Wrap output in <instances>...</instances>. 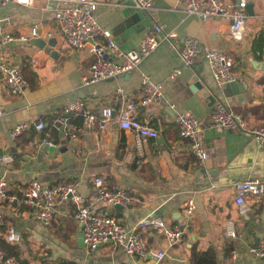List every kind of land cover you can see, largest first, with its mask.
Returning <instances> with one entry per match:
<instances>
[{
    "label": "crops",
    "instance_id": "1",
    "mask_svg": "<svg viewBox=\"0 0 264 264\" xmlns=\"http://www.w3.org/2000/svg\"><path fill=\"white\" fill-rule=\"evenodd\" d=\"M94 1L100 25L111 32L119 47L124 51L139 49L141 39L152 32L151 17L126 0ZM55 2L40 0L30 7L17 3L0 7V58L19 66L28 84L21 95L12 96L0 75V156L14 157L10 166H0V178H7L11 194H19L35 180L42 185L74 181L79 184L83 204L93 192L95 178L126 188L134 198L130 207L112 209L100 203L98 212L108 210L121 218L128 230L136 228L153 255L146 260L130 257L123 247L114 245L87 251L73 202L59 205L50 226L43 225L25 207H0L5 223L0 227V243L13 249L19 264H192L193 252L209 248L219 253V259L239 248L243 256L238 264H263L248 248L264 236V195L246 197L249 217L244 218L235 202L233 185L244 178L264 180V143L248 133L214 127L211 113L217 103H223L240 114L247 126L264 123V46L257 44L264 38V0H252L254 15L248 19L240 41L230 36V20L214 18L202 22L187 15L177 0H155L156 20L178 36L173 43L163 42L143 62L142 69L162 85L171 104L201 121L202 144L209 155L204 165L199 164L189 143L179 136L174 112L161 104H143L138 73L89 86L83 84L96 57L90 52L91 45L76 50L67 44L54 17ZM33 29L37 30L35 37ZM5 34L17 42L1 45ZM185 38H196L203 46L224 51L236 60L234 75L235 81L241 83L237 88L239 95L230 91L226 96V87L214 80L204 60L191 67L183 64L179 44ZM33 39H56V57L31 46ZM95 42L105 43L101 37ZM195 77L215 95L212 108L208 99L192 90ZM118 88H123L125 94L117 95ZM76 100L94 115L111 107L114 120L108 130H88L75 114L70 117L65 137H61V132L57 137L51 127L53 120L65 105ZM127 100L137 105L139 120L159 132L157 139H142V155L133 135L118 125L119 113ZM40 122L46 125L42 131L35 128ZM26 123L29 129L11 141V130ZM190 200L196 204L192 214L186 211ZM151 215L162 218L170 229L185 226L182 242L169 247L163 230L139 225ZM231 222L243 241L229 236L227 225ZM10 227L20 233L19 242L7 241ZM159 251L166 253L164 259L155 255Z\"/></svg>",
    "mask_w": 264,
    "mask_h": 264
},
{
    "label": "built area",
    "instance_id": "2",
    "mask_svg": "<svg viewBox=\"0 0 264 264\" xmlns=\"http://www.w3.org/2000/svg\"><path fill=\"white\" fill-rule=\"evenodd\" d=\"M40 0H0V7L10 3L22 6H33ZM49 1V0H47ZM54 17L62 35L65 36L67 44L76 50H81L91 45L90 52L96 60L90 67V76L83 79L85 86L99 82L123 77L127 74L138 73L140 76L141 89L144 94L143 104H161L174 112V123L178 128L179 136L190 145L191 153L196 157L200 165H204L209 155L203 147V127L201 121L189 111H181L171 104L163 91L161 84L156 83L142 69L143 62L149 58L159 46L165 42H172L177 38L174 31H166V25L156 20L157 9L155 0H126L137 10L146 13L152 19V32L144 36L137 50L124 51L114 40L111 32L103 28L97 17V3L94 0H55ZM178 4L184 6L189 16H195L202 22L221 18L230 20L229 33L233 40L243 39L247 21L250 18L248 6L252 0H236L234 4H228L224 0H177ZM37 35V30H32V36ZM101 37L104 44L95 42ZM26 40V39H24ZM17 42L11 35L5 34L1 38V45H9ZM180 58L185 66H194L198 61L204 60L209 66L214 80L221 86L235 82L234 67L236 60L224 51L211 50L203 46L196 38H185L180 44ZM116 59L118 62L116 61ZM36 62V60H34ZM179 73V71H176ZM0 75L12 96H19L27 88V81L19 66H14L0 58ZM117 95H124L123 88L116 90ZM137 105L127 100L118 116L119 127L133 135L134 143L142 155V139H157V129L139 120L136 115ZM1 114V113H0ZM79 115L84 127L88 130L107 131L108 126L114 120V110L105 107L100 115H94L84 108L79 100L65 105L52 122V129L65 131L70 117ZM212 125L224 130H232L239 133H248L261 143H264V123L247 126L243 117L237 114L223 103H217L211 113ZM29 124H21L9 133L11 141H15L27 129ZM38 131L46 128L45 123L35 125ZM48 145L56 147L54 143ZM14 162L11 154L0 156V166H10ZM235 202L240 207V213L244 218L249 217V208L245 199L247 196L264 195V180L260 178H244L237 180L234 185ZM83 197L79 192V184L74 181L59 183L55 185H42L38 181H31L19 194H11L8 190V181L5 176L0 178V207L8 204L16 207L30 209L40 222L50 226L58 213L61 203L73 202L77 205L75 218L82 228L83 246L89 252L114 245L123 247L125 253L130 257L148 259L153 255L147 241H145L137 229L128 230L121 218L111 214L108 210L98 212V205L103 203L106 207L115 209L117 207H130L134 198L130 191L124 187L107 184L103 178L94 179L93 192L88 201L83 204ZM196 210L193 200L186 203V211L192 214ZM4 218L0 213V227L4 226ZM141 227H154L165 232L169 247L182 242L186 227L170 229L160 217L148 216L139 222ZM227 232L233 239L243 241L238 235L234 224L227 225ZM9 243L21 240L20 233L10 227L6 235ZM264 264V236L258 246L248 248ZM159 260L164 259V251L156 252ZM243 256V251L234 248L226 257H221L217 264H238ZM0 264H19L17 258L6 256L0 248Z\"/></svg>",
    "mask_w": 264,
    "mask_h": 264
},
{
    "label": "water",
    "instance_id": "3",
    "mask_svg": "<svg viewBox=\"0 0 264 264\" xmlns=\"http://www.w3.org/2000/svg\"><path fill=\"white\" fill-rule=\"evenodd\" d=\"M247 10H248V13L250 16L254 15V4H252V2L249 4ZM56 44H57L56 39H51L48 42H45L41 39H33L32 41H30L31 46L36 47L39 50H43L45 53H47L52 58H55L57 55V52L53 50V48L56 46ZM193 81H194V84H193L192 90L196 91V92H200L202 97L208 99L210 101L209 108H212V106L216 103V100H217L215 95L210 94L209 91L207 89H205L203 87V85L198 81L197 77H195L193 79ZM240 84L241 83L236 82V81L231 83V84H228L224 90V94L226 96H229V94H230L229 92L233 91L234 94L239 95L240 93H237V88L239 87ZM61 137H65L64 131H61ZM117 209H122V207H117ZM82 241H83V239H82ZM258 244H259V242L257 241L255 246H258ZM130 264H133V263H130Z\"/></svg>",
    "mask_w": 264,
    "mask_h": 264
},
{
    "label": "trees",
    "instance_id": "4",
    "mask_svg": "<svg viewBox=\"0 0 264 264\" xmlns=\"http://www.w3.org/2000/svg\"><path fill=\"white\" fill-rule=\"evenodd\" d=\"M259 47L264 46V38L262 37L260 40V43L257 42ZM56 132L57 137H59L60 132ZM59 141V139H57ZM0 248L4 251L6 256H13L15 253H13V249H10L6 243H0ZM219 259V253L213 249L209 248L205 251H200V252H193L191 256V263L192 264H217Z\"/></svg>",
    "mask_w": 264,
    "mask_h": 264
}]
</instances>
